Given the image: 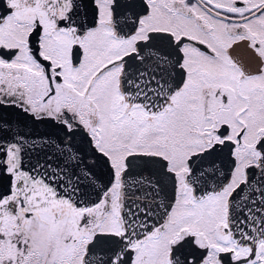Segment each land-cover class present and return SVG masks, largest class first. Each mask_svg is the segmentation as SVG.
I'll use <instances>...</instances> for the list:
<instances>
[{
    "label": "snow or ice",
    "instance_id": "6c2138e0",
    "mask_svg": "<svg viewBox=\"0 0 264 264\" xmlns=\"http://www.w3.org/2000/svg\"><path fill=\"white\" fill-rule=\"evenodd\" d=\"M0 264H264V0H0Z\"/></svg>",
    "mask_w": 264,
    "mask_h": 264
}]
</instances>
